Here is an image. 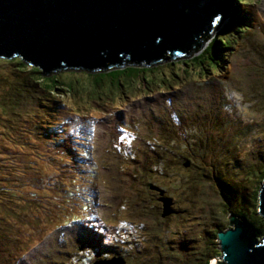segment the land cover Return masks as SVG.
<instances>
[{
    "label": "trees",
    "instance_id": "trees-1",
    "mask_svg": "<svg viewBox=\"0 0 264 264\" xmlns=\"http://www.w3.org/2000/svg\"><path fill=\"white\" fill-rule=\"evenodd\" d=\"M245 3H247L245 0H226V24L220 23L214 28L215 42L207 46L200 45V48L198 50H195V54L203 52V56L177 63L149 66L145 63L139 64L140 60H127V56H125L126 59H121V62L109 64L106 67L90 69L80 67L79 69L72 68L70 70H67V67H63L66 69H63L61 71L54 69L49 72H43L39 67L27 63L17 55H15V57L0 56V60L3 59L8 64H12L14 66L13 70L17 75V78L15 79V82H17L16 84L9 82L6 87L1 89L4 91V94H0V107L10 111L18 109H22L23 111L29 109L37 110L41 107L42 103H45V106L43 107L49 109V106H51V100L57 106H63V104H65L67 101L71 102L72 100L76 104H84L86 108L81 110H79L80 108L74 109V113L69 111V115L64 117V119L61 120V122H59V124L56 125L54 129H52L51 123L40 124V126H43L41 132L45 133V135H50L52 131L58 132L62 129H65L66 135L68 134L67 136H70V138L66 137L63 138L60 142H57L56 140L53 142L54 144H61L60 148L69 153L70 158L76 161L73 155V150L75 147L74 145L78 141L75 139L81 138L82 140H85L87 142L88 137L90 136L87 131V125L93 123L92 128L94 130L95 138H97L96 142H98V153L96 155L93 152V144H90V149L86 147V150L89 154V162H84L81 168L85 170L92 169L93 173L96 176L100 171L104 172L103 169L107 168L108 170H111L113 172L109 175L107 174V172L104 174V182L101 185V187H106L107 189L111 190L110 188H112V186L109 185V180L111 178L113 179V185L115 189H113V191H111L110 193H105L103 190L100 199L101 205H104L106 207V212H108L115 208L120 195H124L125 198L130 197L129 194L126 195L127 191L129 190L128 183L134 182V186H136L137 184L138 186H140L145 185L148 182V180L144 179L142 176L143 171H146L148 168L153 166L152 169L155 173L158 174L160 172V163L158 165L155 163L158 161V159L163 157V155L160 156L158 149L156 148L157 144L161 143L164 145L166 144L165 142H167L166 139H178L181 137V135L177 131H174L171 128V125L175 124V119L173 117L174 114L176 118L179 117L176 112L169 113L168 118L170 122H167L164 125L163 121L151 119L149 115H145L143 119H146L149 122L155 121L160 126L163 125V128L157 129L155 127H152L148 122L146 123L147 125L141 126V132L143 134L138 132L140 126L137 122H133L132 125H129L127 123V119L131 120V116L137 113V110H141L140 106L142 104L152 103L154 106H157L158 102H160L163 98L166 102L170 101L171 95L173 94L172 90L173 88H176V86L165 82L167 80L164 78V73L167 71L173 77L174 73L172 72V67H174V65L180 67L181 69H196L197 72L204 73H212V67L222 66L221 68H225L222 73H224L225 71L227 72L229 71V64L224 65L223 59L227 60L225 59V55L227 54V51L232 50L233 48V38L238 37L242 33L243 35H245L243 37L242 51L240 49L235 50L233 52L232 58L241 55L240 58L236 60V62L239 63V67L242 68L244 74H241L236 78L234 75H232L231 77L234 78V80H236L239 85H241V88L243 87L245 91L250 90L252 94L255 95L256 99L258 97L260 99V96H264V36L261 39L258 38L254 29L250 28V26L253 25V21L251 20L252 13L250 9L244 6ZM248 47H250L257 54L256 56L259 59V62H261L259 65H257L256 63L250 65H245L244 63L240 64L241 59H243L244 57L245 50ZM224 49H227V51L223 52ZM164 67H167L168 69H164ZM245 73L247 75H245ZM222 76L226 77L227 74H223ZM174 78L178 79L177 76ZM207 81L208 80H204L202 82L206 83ZM225 83L226 82L224 80L216 78L215 81H212V83H210L211 85L209 86L212 88L214 86V89L220 95V91L222 90ZM160 84L166 85L164 90L149 88L150 85L157 86ZM234 84L239 89V85H237L236 83ZM201 87L210 89L206 85H203ZM143 89H145V91ZM182 92L187 95L198 92L197 84H194L191 80H188L182 86ZM164 93H167V95H164ZM47 94L48 97H51L48 103L44 101V97ZM177 94L179 95V93H175V96H177ZM194 97L197 102L195 110L197 111V113H200L201 106L203 104L206 106L207 93L206 91H203V95L196 94ZM125 98L129 100L124 101ZM223 98L224 99L222 102V107L226 110H229L232 105L231 99L230 97H228V95H223ZM120 101H124V104H122L121 106H117V103ZM102 102L106 106H108L110 103L112 104L108 106L109 108L107 107L108 109L101 110V112L103 113L102 116L92 117V114L87 113L86 109H98ZM130 103H132V105L125 109V106ZM184 104L188 106V108L191 107L188 100L186 102L184 101ZM112 107H115L113 111L110 110V108ZM65 109H67V111L70 110L69 107H65ZM197 113L193 112V116L190 117L191 120L195 123H198L199 120L196 118V116L198 115ZM189 114H187L185 119H189ZM208 114L210 115V113ZM214 114H217V112H215ZM226 115L230 119H225V122H227V126L223 128V131L229 132V123L231 122L232 125H230V128H234L236 132L238 130L240 131L242 127V124L239 121L240 119H237V117L234 116L233 112ZM209 117L213 118L211 127H215L218 129L222 127L220 122L216 121L217 119L215 115H210ZM159 118L162 119L161 116H159ZM202 120L204 119L202 118ZM67 123H75L76 128L67 129ZM249 124L250 123H248V125ZM255 125L259 126V128H263L264 116L260 117L259 120H256ZM183 129L186 130V128ZM41 132L36 130L37 134ZM97 132L100 134L99 136H96ZM144 134H147L146 138L152 137L154 138V140L160 139L158 141L159 143L155 144L149 142V140L144 137ZM197 135L198 134H196L194 137H196ZM261 135L264 138V134ZM72 137L75 139H73ZM95 138L93 139L94 141ZM137 138L138 143L134 146L135 140ZM163 140L165 141L164 143ZM195 140L198 144V147H201V145L205 143L200 141L199 139ZM219 141L220 140L216 141L215 146L221 144ZM139 145H141L140 151L136 152V149L134 147H137ZM149 148H151V150H149ZM77 153H79L80 155L81 152L77 151ZM35 154L38 153L36 152ZM180 154L182 155L183 159H185L191 165H194L198 162L191 161L192 159L182 152H180ZM94 156L95 158H97V161L103 163V165L98 167L96 164H92L95 163L93 159ZM107 160L109 161L108 163L105 162ZM57 164H60L62 168L60 171H53V176L49 183V187L53 189V193L49 191V196L47 195L43 198L26 197L24 199H19V197L16 196L19 193L14 194V187L11 191H7V185L10 184L9 182L3 183L4 186L0 185V207L8 206L10 204V209H6L9 210V213H0V223L3 220L8 221L7 224L5 223L4 225L0 226V238L8 240L6 242H3L0 246V264H2V260H4V254H6V251H9L8 257L11 260L14 253H16L14 251L16 248H14V246L10 247L9 243L10 241L15 243L12 237L14 236V232L20 225L18 214H16L17 212H15L18 209L20 212L25 213V215L30 216V219L28 220L24 216L21 217V222H23L24 224L25 222H27V224L30 225L28 226L30 229L34 228L37 230L40 225L43 224L41 222H38L40 218L39 212L42 211V214L47 215L49 214L50 210L53 209V207L55 212L56 207H59V205H63V203L58 202L60 201L61 195L63 196V193L74 194L75 192L74 195L78 196L79 191L80 193H85V190L91 191L93 194L92 202L89 203L88 200L86 201L88 206L94 205L95 207V198L97 197L95 195V190H93L94 186L87 185L84 182H79L81 181V178L83 181L85 180L87 171L86 173H80L78 171L69 173L70 171L74 170L73 166L67 167L63 162H57ZM202 164H204L203 161L200 162V166ZM246 164H249L252 169V173H255L253 174V176L254 178L256 177V181H261L262 178H264V148L262 150L255 149L253 152L252 160H249ZM195 168L199 167L195 165ZM66 171L67 173L65 174V180L56 178V176L62 175L63 172ZM163 172L168 173L169 171L167 169H164ZM199 172V174H195L194 176H190L187 178H176L180 180L179 184L185 190V193H187L191 197L195 196L196 198L200 199L202 201V205L205 206L200 213L195 212L194 217L199 218H197L193 222H189L190 227L188 229V237H172V232L176 231V229H179L178 227H172L171 231L169 230L168 223H170L172 220H177L179 224H182V226L185 228V224L187 225L186 219L188 218V216L186 217V213H191V210H188L187 212L186 210L182 209L184 208L183 205H181V207L180 205H178V203L174 204L172 202V199L170 197L171 194H168L169 192H167L168 186L161 187L160 185H158L159 188H156L157 191L154 186L156 196H154V203L150 204V206L147 205V201H149L147 195H151L152 192L149 194L146 191L147 193L144 194L142 192H139V190L142 189L141 187L133 189L134 193H132L131 196L135 200V203L134 206L131 207L132 211L130 214L133 215V217L139 218L140 220L142 218L148 220H146L148 231L150 232L151 237L156 241V249H152L154 254L157 255L155 259L156 261H148L144 264H167L166 259H164L165 255H168L172 251L174 256L179 260L177 263L174 262V264H209V260L212 257L210 255L212 249L210 248L211 246H208L206 238L210 235L214 239H217V231L227 228V226H225V223H227L226 211L228 209L230 212L234 211L233 213L235 215L242 217L247 223L248 229L254 234L260 235L264 232V219L256 211V197L259 184L256 185V188H254L253 191V215H245L240 209L234 206H227V203H229V200L225 199L227 193L233 194V196H237V193L236 189L234 188L231 192L232 186L228 183V180L221 179L220 176L225 175V173L219 172L220 176H216L213 175L212 170L209 171V174L201 170ZM93 173L89 174L92 175ZM68 174H70V176H73V178L79 179V181H77L73 185H68L66 183ZM117 175L124 176V179L118 178ZM210 177H212V183L217 189L216 192H218V197L216 195V192L206 191L204 188H202L203 186H209V184L211 183L209 181ZM188 178L190 179L188 180ZM197 182H200L202 185L200 189L195 190ZM190 185H192V191L187 190V187ZM90 186H92L93 188ZM219 187H221V189H219ZM160 190H162V193L160 192ZM214 196L217 199L221 198L222 202L225 201V205H223L225 209L215 211L214 208L212 209L211 207H209L208 201L210 199L214 200ZM239 196L240 201H243L244 196ZM160 197L169 198L171 200L167 204L168 211L164 214H162V201L160 200ZM50 203L53 204L52 208L47 206H51ZM217 204H219L218 200ZM38 205H40V208L37 211L36 206ZM31 207L33 208L31 209ZM84 207L85 205L80 206L78 216H73L72 218L68 217L67 220L64 221V223H61V226L56 227L54 230L48 231L45 236L38 242V244H34L35 248H37L36 252H34L32 256H28L26 260L24 259L23 264L25 262L29 264H31L32 262H34V264H59L60 260L56 259L55 257L53 258L51 252H49V244L52 245L54 242L60 243L61 248L54 247L53 249H57V251L60 252H65L64 247L66 245V240L63 238V234L65 233H67L69 236L75 237V241H71L69 246L75 247L76 245L80 244V242L82 241V237L80 232L81 226L79 224L85 227H88L86 225H89L84 222H79V224L77 222L79 219H81L82 214H86L83 210ZM156 208H158V211ZM232 209L234 210L231 211ZM33 210L35 212H33ZM126 212L127 214L129 213L128 211ZM93 222L98 224L96 221ZM103 224H105V222H103ZM8 225H10L11 227ZM105 225L108 226L107 224ZM162 225H165V228L167 230V233H165V236L163 235V238L161 236V229L163 227ZM73 228L76 230V234L73 233ZM96 230L92 231L94 233H98L100 229L97 228ZM61 234L62 241H60ZM86 241L90 243L88 244L90 246H109V248L113 247L115 252H117L115 246L118 245L113 238L106 241L101 239V237H89L86 239ZM186 241L189 243V245H185ZM183 245H185L186 247H184ZM162 247L164 251H161L162 253H160V248ZM170 248H172L171 251ZM179 248L189 249L185 251L184 255H182L183 251ZM217 252L218 251H215V253ZM85 254V258L87 259L89 264H103L104 260H96L103 257H92V253L90 250H88ZM151 255L152 254L150 253L149 258L151 257Z\"/></svg>",
    "mask_w": 264,
    "mask_h": 264
},
{
    "label": "rangeland",
    "instance_id": "rangeland-1",
    "mask_svg": "<svg viewBox=\"0 0 264 264\" xmlns=\"http://www.w3.org/2000/svg\"><path fill=\"white\" fill-rule=\"evenodd\" d=\"M245 1L247 3H245L244 6L250 9L252 13L251 20L253 21V25L250 26V28L254 29V31L256 32V36L261 39L264 36V0ZM244 36L245 35L241 33V35H239L238 37L233 38L232 50H223V52L227 51V54L225 55V59L227 60L223 59V61L224 65L229 64V71H225L224 73H222L225 68H221L222 66H215L212 67V73H204L197 72L196 69H181L180 67L174 65V67H172V72L174 73L173 77L167 71L164 73V78L167 80L165 82L176 86V88L172 87L173 94L171 95L170 101L166 102L163 98L160 102H158L157 106H154L152 103L142 104L140 106L141 110H137V113L131 116V120L127 119V123L129 125H132L133 122H137L140 126L138 132L143 134L141 132V126H145L147 125L146 123L149 122L146 119H143L145 115H149L151 119L163 121L164 125L165 123L170 122L168 118L169 113L176 112L179 117L176 118L174 114L173 117L175 119V124H172L173 126L171 125V128L172 130L177 131L181 135V137L178 139H166L167 142L163 140V143H166L163 145L161 143L157 144L159 143L158 141L160 139L154 140V138L152 137L146 138L147 134H144V137L149 140V142L157 144L156 148L158 149L160 156L163 155V157L158 159V161L155 163L157 165L160 163V174L154 172V170L152 169L153 166L148 168L146 171H143L142 176L144 179H147L148 182L145 185L140 186H138V184L134 186V182L128 183L129 190L127 191L126 195L129 194L130 197L125 198L124 195H120L115 208L108 212H106V207L104 205H101L100 199L103 190L105 193H110L111 191H113V189H115L113 185V179L111 178L109 180V185L112 186V188H110L111 190L107 189L106 187L103 188L101 187V185L104 182V174L107 172V174L109 175L113 172L111 170H108L107 168L103 169L104 172L100 171L96 176L93 173L92 169L85 170L81 168L84 162H89V154L86 150V147L90 149V146L93 144V152L96 155L98 153V142H96L97 138H95L94 130L92 128L93 123L87 125V131L90 135L87 142L85 140H82L81 138L75 139L72 137L73 139L78 141L74 145L75 147L73 150V155L76 161L70 158L69 153L60 148L61 144H54L53 142L55 140L57 142H60L63 138L66 137L70 138V136H67L68 134L66 135L65 129H62L58 132H54L52 131V129H54V127L58 125L59 122L64 119V117L69 115L68 113H74V109L80 108L79 110H81L86 108L84 104H76L72 100L71 102L67 101L65 104H63V106H57L51 100V106H49V109L43 107L45 106V103H42L41 107L37 110L29 109L23 111L22 109H18L10 111L0 107V185L4 186L3 183L9 182L10 184L7 185V191H11L14 187V194L19 193L16 195L17 197H19V199H24L26 197H46L49 191L53 193V189L49 187V183L53 176V171H60L62 168L60 164H57V162H63L67 167H74L75 171L72 170L69 173H74L76 171L80 173H86L87 171L84 181L82 180V178L81 181H79V179L73 178V176H70V174H68L66 183L68 185H73L74 183L79 181L84 182L87 185H92L94 186V188L92 186L90 187L95 190V195L97 197L95 198L94 207V205L88 206L86 201L88 200L89 203L92 202L93 194L91 191L85 190L86 194L80 193L79 191L78 196L74 195L75 192L74 194L63 193V196L61 195L60 197V201H58L63 203V205H59V207H56L55 212L52 203H50L51 206L47 205L48 207H53V209L50 210L49 214L44 215L42 214V211L39 212L40 218L38 222H41L43 224L40 225L37 230L34 228L30 229L28 227L30 225L27 224V222H25V224L21 222V217L24 216L28 220L30 219L29 215H25V213L20 212L19 209L15 211L17 212L16 214H18L20 225L18 224L19 227L14 232V236L12 237L15 243L10 241L9 246H14V248H16L14 250L16 253H14L11 260L8 257L9 251H6V254H4V260H2V264H23L24 259L26 260L28 256H32L34 252H36L37 248H35L34 244H38V242L45 236L48 231L54 230L56 227L61 226V223H64V221L67 220L68 217L72 218L73 216H78L80 206L82 205H85L83 210L86 214H82L81 219H79L77 222L78 224L79 222H84L86 224H89L90 226L86 225L88 227H85L79 224L81 226L80 232L82 237V241L80 242V244L76 245L75 247L69 246L71 241H75V237L69 236L67 233L63 234V238L66 240V245L64 247L65 252H60L57 251V249H53L54 247L61 248L60 243L54 242L52 245L49 244L48 250H50L49 252H51L53 258L55 257L56 259L60 260L59 264H89V262L85 258V253H87L88 250L91 251L92 257H103L96 259L99 261L104 260L103 264H144L148 261H154L157 255L154 254L152 249H156V241L151 237L150 232L148 231L146 224L147 219L142 218L140 220L139 218L133 217V215L130 214L132 211L131 207H133L135 203V200L131 196L132 193H134L133 189L141 187L142 189L139 190V192H142L144 194H146L147 192L150 194L152 192L151 195H147V198L149 200L147 201V205L150 206V204L154 203V196H156L155 192L159 188L158 185H160L161 187L168 186L167 192H169L168 194H171L170 197L172 199V202L174 204L178 203V205L180 206L183 205L184 208L182 209L186 210L187 212L188 210H191V213H186V217L188 216V218L186 219L187 225L185 224V228L182 226V224L180 225L177 220H172L170 223H168L169 230L171 231L172 227H178L179 229H176V231L172 232V237H188V229L190 227L189 222H193L197 218H199L194 217L195 212L200 213L205 206L202 205V201L200 199L196 198L195 196L191 197L187 193H185V190L179 184L180 180L176 178H187L190 176H194L195 174H199L200 170L206 172L207 174H209V171L212 170L213 175L216 176H220L219 172L225 173V175L220 176L221 179L228 180V183L232 186L231 192L234 188L236 189L237 193V196H233V194L227 193V196L225 198L226 200H229L227 206H234L240 209L245 215L252 216V208L254 207L253 191L260 181H256V177L254 178L253 176V174L255 173H252L251 167L246 163L249 160H252L253 152L255 149L262 150L264 148V138L261 135L264 134V127L259 128V126L255 125V121L264 116V96H260V99L259 97L256 99L255 95L252 94L250 90L245 91L244 88H241V85H239V83L231 77L232 75H234L236 78L239 75L244 74L242 68L239 67V63L236 62V60H238L241 55L232 58L233 52L235 50L240 49L242 51ZM256 55L257 54L250 47H248L245 50L244 57L243 59H241L240 64L244 63L245 65H250L256 63L257 65H259L261 62H259V59ZM13 67L14 66L12 64H8L3 59L0 60L1 95L4 94V91L1 89L6 87L9 82L13 84L17 83L15 82L17 75L15 74ZM63 69L66 68L61 67L57 70L61 71ZM70 69L72 68H67V70ZM164 69L168 68L164 67ZM223 74H227V76L223 77ZM245 75L247 74L245 73ZM176 76L178 77V79L174 78ZM216 78H219L220 80H224L226 82L223 85L222 90L220 91V95L214 89L213 85V88L209 86L211 85L210 83H212V81H215ZM188 80H191L192 83L197 84L198 92L190 95L182 92V86ZM204 80L208 81L206 83L202 82ZM234 83L239 85V89ZM203 85L208 86L210 89L201 87ZM165 87L166 85L164 84L149 86L150 89L157 90H164ZM143 90L145 91V89ZM203 91H206L207 93L206 106L204 104L202 106L200 105L201 111L200 113H197V111L195 110L197 102L194 99V96L196 94L203 95ZM175 93H179V95L177 94V96H175ZM48 94L44 97V101L47 103L51 98L48 97ZM164 95H167V93H164ZM223 95H228V97H230L231 99L232 105L229 110H226L222 107V102L224 99ZM128 100L129 99L126 98L124 99V101ZM187 100L188 102H190L191 107L189 108L184 104V101L186 102ZM124 101L118 102L117 106H121L122 104H124ZM110 105L112 104L110 103L108 106ZM130 105H132V103L126 105L125 109H127ZM108 106H106L102 102L98 109L88 108L86 109V111L88 114H92V117L102 116L103 113L101 112V110L108 109ZM65 107H69L70 110L67 111ZM114 109L115 107L110 108V110L112 111ZM193 112L198 114L196 116V118L199 119L198 123L193 122L190 118L193 116ZM215 112H217V114H214ZM231 112H233L234 116L237 117V119H240L239 121L242 124V127L240 131L238 130L237 132L234 128L231 129V120V123H229V132H224L223 128L227 126V122H225V119H230L226 114H229ZM208 113H210V115L216 116V121L220 122L222 126L221 128L218 129L215 127H211L213 118H210V115ZM187 114H189V119H185ZM159 116H161L162 119L159 118ZM202 118L204 120H202ZM46 123L52 124V132L50 135H45V133L41 132L43 126H40V124ZM248 123L250 124L248 125ZM149 124L157 129L163 128V125L160 126L155 121L149 122ZM66 128L75 129L76 124L67 123ZM183 128H186V130H184ZM36 130L40 131L42 134H37ZM196 134L198 135L194 137ZM99 135L100 134L97 132L96 136ZM94 138L95 141L93 140ZM195 139H199L200 141L205 143H203L201 147H198ZM218 140H220L219 142L221 144L215 146L216 141ZM137 143L138 138L135 140L134 146ZM137 147L134 148L136 149V152H139L141 145ZM149 150H151V148H149ZM77 151L81 152L80 155L79 153H77ZM36 152L38 154H35ZM180 152L189 156L192 159L191 161L198 162L194 165L189 164V162L183 159ZM93 159L95 163L92 164H96L98 167L103 165V163L97 161V158H95V156ZM201 161H203L204 164L200 166ZM105 162L108 163L109 161L107 160ZM195 165H197L199 168H195ZM164 169H167L169 172L164 173ZM66 173L67 171L63 172L62 175L56 176V178L64 179L66 177ZM89 173L93 174L91 175ZM117 177L124 179V176L117 175ZM189 179L190 178H188V180ZM209 181L211 182L209 186H203L202 188H204L206 191L216 192L217 189L212 183V177H210ZM201 185L202 184L200 182H197L195 190L200 189ZM154 186L155 189L157 188L156 191L154 189ZM219 189H221V187H219ZM187 190L192 191V185L188 186ZM216 195L218 197V192H216ZM239 195L244 196L243 201H240ZM216 199L217 198H215L214 200L210 199L208 201L209 207H211L212 209L214 208L215 211L225 209V207L223 206L225 205V201L222 202V199L218 198L217 200L219 201V204H217ZM127 207L129 210L127 209ZM8 208L10 209V204L8 206L0 207V213H9V210H6ZM32 208L33 207H31V209ZM39 208L40 205L36 206L37 211L39 210ZM156 209L158 211V208ZM233 210L234 209H232L231 211ZM126 211H128L129 213L127 214ZM33 212L35 211L33 210ZM226 213L225 214L227 217V215H229L230 213L229 209L226 211ZM93 221H96L98 224ZM103 222H105V224H107L109 227L103 224ZM5 223L7 224L8 221H1L0 226L4 225ZM162 226L161 236L163 238V235L165 236L167 230L165 228V225ZM225 226H228V223H225ZM96 227L100 229L98 233H94L92 231L96 230ZM72 231L74 234H76V230L74 228L72 229ZM89 237H101V239L106 241L113 238L118 245L115 246L117 252H115L113 247L109 248V246L101 245V247L92 245V247L88 245L90 243H88L86 239ZM206 239L208 242V246H211L210 248L212 249L210 254L212 257L209 260V264H214L216 263V261H222V255L218 240L214 239L210 235L207 236ZM6 241L8 240L0 238V246L3 242ZM60 241H62V234L60 235ZM186 244L189 245L187 241L185 242V245ZM185 245L183 246L186 247ZM179 249L183 251L182 255H184L185 251H187L189 248ZM52 250L54 255L52 253ZM171 250L172 248H170V251ZM161 251H164L163 247L160 248V253H162ZM215 251L218 252L215 253ZM172 252H170L168 255H165V258L161 257L166 259L167 264H174V262L177 263L179 261ZM150 253L152 255L149 258ZM133 259L136 261H134ZM24 264L29 263L25 262ZM31 264H34V262H32Z\"/></svg>",
    "mask_w": 264,
    "mask_h": 264
},
{
    "label": "water",
    "instance_id": "water-1",
    "mask_svg": "<svg viewBox=\"0 0 264 264\" xmlns=\"http://www.w3.org/2000/svg\"><path fill=\"white\" fill-rule=\"evenodd\" d=\"M220 23L226 0H0V56L17 55L43 72L126 58L171 64L203 56L195 50L215 42ZM256 199L264 219V178ZM160 200L164 214L171 200ZM227 223L216 233L222 261L214 264H264V232L254 234L233 212Z\"/></svg>",
    "mask_w": 264,
    "mask_h": 264
},
{
    "label": "bare ground",
    "instance_id": "bare-ground-1",
    "mask_svg": "<svg viewBox=\"0 0 264 264\" xmlns=\"http://www.w3.org/2000/svg\"><path fill=\"white\" fill-rule=\"evenodd\" d=\"M202 47V46H201ZM15 57V56H14Z\"/></svg>",
    "mask_w": 264,
    "mask_h": 264
}]
</instances>
